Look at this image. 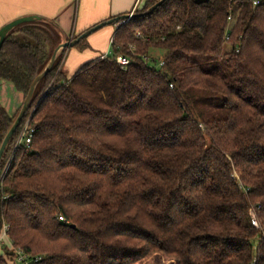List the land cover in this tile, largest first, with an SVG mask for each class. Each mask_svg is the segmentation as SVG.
<instances>
[{
  "label": "trees",
  "instance_id": "1",
  "mask_svg": "<svg viewBox=\"0 0 264 264\" xmlns=\"http://www.w3.org/2000/svg\"><path fill=\"white\" fill-rule=\"evenodd\" d=\"M160 1L110 54L69 76L64 51L38 84L0 167V264H264V0L148 13ZM62 43L54 21L18 26L0 80L25 101ZM23 103L0 101V147ZM28 116L32 144L15 150Z\"/></svg>",
  "mask_w": 264,
  "mask_h": 264
},
{
  "label": "crops",
  "instance_id": "2",
  "mask_svg": "<svg viewBox=\"0 0 264 264\" xmlns=\"http://www.w3.org/2000/svg\"><path fill=\"white\" fill-rule=\"evenodd\" d=\"M146 0H0V30L22 17L38 16L54 21L64 39H73L95 25L132 14ZM137 4L139 6H137ZM119 26L108 25L91 34L87 47H72L64 55V70L74 75L84 64L111 53L112 39Z\"/></svg>",
  "mask_w": 264,
  "mask_h": 264
},
{
  "label": "water",
  "instance_id": "3",
  "mask_svg": "<svg viewBox=\"0 0 264 264\" xmlns=\"http://www.w3.org/2000/svg\"><path fill=\"white\" fill-rule=\"evenodd\" d=\"M166 0H162L159 3H157L154 7H152L148 13H151L153 10H155L158 6H160L163 2H165ZM138 15L135 13L132 14H127V15H122L119 17H115L113 19L101 22L97 25H95L94 27H92L91 29L87 30L86 32L82 33L77 39L75 40H67L64 39L63 43L57 48V50L55 51L51 61L49 62V64L47 65V67L44 69V71L38 75L36 77V79L34 80L31 89L23 103V106L19 112V114L17 115L12 127L10 128L9 132L7 133L1 147H0V167L2 164V161L4 159V156L16 134V132L18 131V128L21 125V122L23 121V119L25 118L27 112L30 110L31 108V103L33 101V96L35 93V90L38 86V84L53 70L57 59L64 53V51H66L69 48L75 47L77 44H79L82 40L88 38L91 34L99 31L100 29L104 28L105 26L108 25H114V24H119L122 23L124 24L126 21H130L132 18L137 17ZM36 21H49L50 20H46L43 19L41 17L38 16H27V17H22L19 18L15 21H12L10 23H8L7 25H5L1 30H0V51L2 49V46L8 36V34L10 32H12L15 28H17L20 25L26 24V23H31V22H36Z\"/></svg>",
  "mask_w": 264,
  "mask_h": 264
},
{
  "label": "built area",
  "instance_id": "4",
  "mask_svg": "<svg viewBox=\"0 0 264 264\" xmlns=\"http://www.w3.org/2000/svg\"><path fill=\"white\" fill-rule=\"evenodd\" d=\"M250 1H252L255 6H258L262 3L263 0H250ZM137 6L139 5L137 4ZM112 43H113V39H112ZM117 61L122 66H128L130 64V60L125 56L117 57ZM163 64L164 62L162 61L160 63V66H162ZM34 133H35V129L30 126V119H28V121L24 124L22 131L20 132V134L18 135L16 139L14 149L16 150L17 148L22 147V146L29 147L32 144ZM11 162H12V157L8 161L5 173H7L8 169L10 168ZM251 217H252V224L254 225V227L260 228V224L256 217L255 211H251ZM60 220H64V219L61 217ZM7 230L8 228L7 226H5L4 228L5 237L7 235ZM18 263L30 264L29 256L25 255L22 251H19L18 252ZM253 264H256V263H253Z\"/></svg>",
  "mask_w": 264,
  "mask_h": 264
},
{
  "label": "rangeland",
  "instance_id": "5",
  "mask_svg": "<svg viewBox=\"0 0 264 264\" xmlns=\"http://www.w3.org/2000/svg\"><path fill=\"white\" fill-rule=\"evenodd\" d=\"M117 25L121 26L122 23H119ZM16 36L21 42L24 41V38H22L20 35L19 36L16 35ZM62 67L64 68V58H63V61L61 63L60 69ZM0 101H1L2 105L9 111V113L14 115L17 112V110L20 108V105L23 103L24 96H23V94L19 93L12 84L0 80ZM28 119H30L29 116H28L27 120L25 121V123L28 121ZM5 170H6V168H5ZM5 170L3 171V174L1 175L2 177L5 175ZM4 237L5 236H4V231H3L2 234L0 235V247L6 243L7 235L5 238ZM155 261L157 262V264L163 263L160 260H158V261L155 260Z\"/></svg>",
  "mask_w": 264,
  "mask_h": 264
}]
</instances>
